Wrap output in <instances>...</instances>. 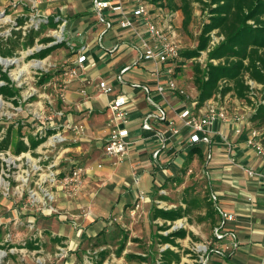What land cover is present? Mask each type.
Wrapping results in <instances>:
<instances>
[{"label": "crops", "instance_id": "0c3cea01", "mask_svg": "<svg viewBox=\"0 0 264 264\" xmlns=\"http://www.w3.org/2000/svg\"><path fill=\"white\" fill-rule=\"evenodd\" d=\"M105 1L117 4L120 0ZM11 3L17 7L18 15H25L23 8L34 4L38 15L46 18L43 22L46 28L60 27L64 22L69 44L64 41L48 55L66 44L70 49L64 47L66 51L73 53L72 62L82 53L88 57V62L83 67L77 65L78 76L68 83L69 88L65 94L57 98L63 115H57V118L52 116L48 131L53 133L62 130V126L67 122L80 123L85 128L75 135L76 138L69 132L67 135L72 137V140L62 144L56 153L51 147L46 146V156H49L48 153L57 157L56 161L61 163L62 167L65 160H71L78 155L86 157L89 150L95 147L96 152L87 163V178L77 193L70 194L63 188L55 186L54 205L57 212L46 211V258L55 262L62 261L61 263L66 261V264L75 263L76 251L84 244L86 238L97 237L101 231H109L108 226L112 224L111 216L117 215L116 219L121 221L126 231H131L130 237L125 240L128 245L143 244L139 237L145 240L148 247L156 246L158 252L156 264L166 263L164 254L168 249L180 257L179 261L174 259L170 264H195L197 255L192 248L198 242L205 243L213 239L214 228L220 221L217 210L219 205L234 212L236 219L227 223L228 234L224 239L214 241L210 264H257L264 253V193L260 181L249 177L241 166L229 160L225 141L219 134L212 136V145L202 142L192 144L190 142L192 129L182 125L180 134L172 136L167 142H162L158 137V132L165 131L170 120L181 123L178 118L180 109L193 107L194 102H197V108H200L202 100L196 83L188 90L178 79L179 68L186 66L183 64L186 61L181 54L176 62L159 64L143 58L144 40L148 36L140 17L134 15L138 0L124 2L125 11L134 23V27L129 28L121 26L120 11L109 8L104 9L101 14L96 10L94 0H12ZM158 3L160 6L148 3L153 17L165 29L169 27L170 35L179 39L180 43V35L177 33L180 12L165 9L161 1ZM108 22L112 23L110 27L107 25ZM40 24L42 25V22ZM215 31L223 35L219 30ZM211 47L210 43L209 48L204 50L207 53L206 57H209V51L215 46ZM201 55L202 51L191 61L197 59V63L202 67V58H199ZM92 62H96L97 65L92 67L90 65ZM171 65L176 67L178 85L189 92L190 100L170 89L163 95L157 92L158 80L155 69L158 67L162 71V80L166 81L168 78L166 71ZM72 66H66L65 69ZM101 81L112 87V91L104 92L99 86ZM144 86L151 89L156 106L148 101ZM231 92L234 91L228 93ZM217 95L223 96L218 93L213 97ZM117 97L126 99V107L130 111L127 127L132 143L128 158L114 164V160L106 156L104 144L111 129L108 123L109 106ZM224 98L225 96L222 100ZM233 101L240 104L236 97ZM159 108L164 110L167 121L158 118ZM148 115H151L149 123L152 128L144 129L143 122ZM216 129L222 130L233 142L234 155L240 165L264 172V160L247 143L249 127H246L242 134L235 131L233 123L217 124ZM209 151L213 153L211 160L207 159ZM186 164L192 166L187 171L189 175L194 172V167L200 168L206 175L208 193L202 196L204 197L202 206L192 200L188 202V207L184 202L178 205L174 200L175 194L169 189L161 188L165 183L177 184L179 170L184 169ZM142 195L145 196L144 199H141ZM213 195H216L217 201L213 200ZM197 205L201 208V221H194L191 215L193 207ZM156 208L183 210L185 216L176 220L158 217L155 215ZM34 210L29 208L21 211L26 213L28 221L36 224L39 214L32 213ZM138 218L145 223L137 224ZM147 221L150 224L154 223L157 229L153 238L147 232ZM181 229L185 233L183 236L170 235ZM168 236L169 239L165 241L164 238ZM40 241L42 240L37 236L32 240L35 247L32 248L33 251L38 250ZM51 246L58 249L64 247L66 255L57 258L58 254L51 253ZM100 247L103 249L105 246ZM151 252L152 250L148 249L134 253L135 257L141 260V264H151L149 261L152 257ZM88 253L93 252L88 250Z\"/></svg>", "mask_w": 264, "mask_h": 264}, {"label": "rangeland", "instance_id": "374dc122", "mask_svg": "<svg viewBox=\"0 0 264 264\" xmlns=\"http://www.w3.org/2000/svg\"><path fill=\"white\" fill-rule=\"evenodd\" d=\"M144 1L155 6L159 5V1L156 0ZM11 2L12 0H0V47L5 52H8L9 50L12 51V53H9L8 56H4L2 54H0V56L4 58L17 59L18 61L13 64L11 63L8 66L0 63V88L6 86L7 81L3 76L8 75L12 80L9 86L15 91L14 95L17 97L14 98H17L18 101H12L7 94L0 90V96L3 95L4 100V104L0 107V126H2V130L0 131V140L3 135L7 133L9 126H13L11 132V146L15 147L20 136L28 142L31 136H46V128L49 129V116L54 115L56 116L55 118H57L56 112L58 109L60 110L61 107L57 104V98H60V96L62 97L67 88H69L64 82V80L69 77L65 73L71 68L77 69V64L76 60H73V62L71 60L73 53L66 51V49L69 48L67 47L69 39L67 38V34L65 32L66 29L64 22L61 23L60 27H53L50 29L46 28V24H43L46 18L38 15L36 6H33L34 4L30 7L23 8L25 15H18L16 10L17 7H14ZM174 2L175 4L181 3L180 0H174ZM166 3L167 1H164L163 3L165 9H173ZM193 7L194 13L192 21L188 27H185L183 24V11L181 9H174L178 10L181 14L178 21L177 33L180 35V45L183 50L196 48L200 32L203 29L204 24L209 21L208 9L205 8L202 2L194 1ZM41 22L42 25L38 28ZM164 23L166 22L164 21ZM48 36L54 38L55 40L51 43H44L40 40ZM32 38H35L34 46H30ZM177 40L179 41V39ZM57 41H65L67 45L65 44L64 47L66 49L64 47L56 49L45 58L32 57L35 56V53H38L41 49L55 44ZM206 54L207 53L205 52V56ZM205 56L201 55L199 58H202L201 62H204L202 63V66L208 67L209 61H206ZM196 60L197 59H195L194 62L191 60L183 62L186 66L179 68L178 70V79L183 82L188 90H191L190 87L195 84L194 66L195 63H197ZM223 60L224 59H221V61ZM38 62H40V64L36 65ZM66 66L72 67L65 69ZM248 79H250V77L247 74L246 83L249 85L247 82ZM73 80L74 78L70 80L69 83ZM258 92L259 91H257V93ZM224 96V101L229 106L231 111H243L242 105H244V102H248L250 104L252 100H258L257 94L254 95V99L251 98L249 101L245 100V98L239 97L238 95L236 96L234 92L223 95L221 98ZM235 97L240 104L233 101ZM73 123L80 124L76 122ZM69 132L74 134L73 137L76 138L75 135L77 134L74 131L69 130L65 133V135L68 136L66 141L59 143L56 147H51L55 153L61 149L62 144L72 140V137L67 135ZM30 151L35 160L40 159L42 156H46V139L38 146V148ZM95 152L96 147L89 150L86 157L78 155L71 158V160H65L62 162V167L61 163L56 161L57 157L51 156L47 153L50 159L49 161L43 162L44 171L42 170L40 171V174L36 173L35 175H32L31 181L27 183L18 180L24 171L32 170V166L30 163H27L26 157L17 161L18 166L9 162V155L5 156L7 160L0 157V243L3 244L8 236L15 235L13 236L14 243L12 245L6 244L4 245L5 248H1L6 250L7 253H5V255L0 254V264H66V261L65 263H61L62 261L58 262L57 260L55 262L53 259L46 258V216L39 214L37 216L35 229H29L31 225L26 218L27 215L24 211V213L21 211V208L24 205L20 201L21 195L15 193L18 190L23 191L24 198H26V194L29 189H37L40 193H42L43 191L37 187L35 181L40 180V178L46 179V165L49 162L54 161L56 163L55 169L58 168L63 172H70L76 166L88 168L87 163L93 158ZM203 153L204 152L202 151V155ZM199 162L200 164L202 163V158H200ZM190 166V164H186L184 169L179 170L180 173L177 184H174V182L165 183L161 188L172 191L175 194L174 200L178 203V205L184 202L188 207V202L192 200L197 202L199 206H202V198H204L202 196H205V194L207 195L208 193V190L206 189V175L204 172H201V169L198 167H194V172L189 175L187 171ZM12 176H14V178ZM86 178L87 176L84 177V182ZM48 185L49 182H45L42 187L46 188ZM51 189L56 191L55 186H52ZM64 191L69 192L66 189H64ZM198 205L193 207L194 209L191 212L194 221H201V208L198 207ZM116 216L117 215L111 216L112 224H109L108 226V228H110L109 231H101L97 237L86 238L87 240L84 241V244H82L80 249L76 251L77 255L74 256L76 261L72 264H141V260L135 257L136 254L134 252L140 250L148 251V249L152 250L150 253L152 256L150 257L152 259L150 258L149 261L151 264H156L158 256L156 246L152 245V247H148L145 240L139 237L138 239L141 240L143 244L128 245L126 243L127 241L125 242V239L127 240L128 237H130L131 231H126V227L122 226V223H120L121 221L117 220L116 218L118 217ZM123 220L127 221L126 219ZM1 222L4 223L2 224ZM136 223L142 225L145 222L138 218L136 219ZM146 224L148 225V234L151 235L152 238L155 237V232L157 230L155 224H150L149 221H147ZM32 233L42 240L40 241L41 245H38L39 247H37L40 250L33 251L30 247L32 242L31 239H27L29 240V244L26 246L22 244L18 245L20 241L19 243H16V241L21 238H30ZM17 234H19V236ZM124 243L125 246L122 249V245ZM101 245L105 247L101 249ZM50 250L52 251V254H58L60 252V250L55 248V246H51ZM88 250H91L93 253H88ZM68 255H70V252ZM60 257L61 255H58L57 258ZM160 259L161 258H159V260Z\"/></svg>", "mask_w": 264, "mask_h": 264}, {"label": "built area", "instance_id": "2783aa9c", "mask_svg": "<svg viewBox=\"0 0 264 264\" xmlns=\"http://www.w3.org/2000/svg\"><path fill=\"white\" fill-rule=\"evenodd\" d=\"M37 1V0H36ZM130 0H120L117 4H112L110 1L105 0H94L96 10L102 14L104 9H113L116 11L121 12V20L120 24L124 28L134 27V23L131 20L130 16L127 14L124 8V2ZM134 15L140 17L141 21L146 27V33L148 38L144 40V52L142 56L145 60H153L157 64L160 62H171L176 60L180 57L181 54V46L179 41L175 38V36H171L168 28L165 27L153 17L152 10L149 7L148 3L144 0H138L137 6L134 9ZM108 27L112 25L111 22L107 23ZM41 27L39 24L38 28ZM224 39L223 35H219L217 31L212 33V47L216 46L221 40ZM60 41H57L58 43ZM211 47V48H212ZM210 50V49H209ZM202 55L205 56V52L202 51ZM1 58H4L0 56ZM206 61H212L214 63H219L221 60L210 59L209 57L205 56ZM15 60L13 59L14 63ZM88 62V57L82 53L79 55L78 59L76 60V64L78 66H84ZM204 63V62H202ZM92 67H95L97 64L96 62L90 63ZM167 80L163 81L162 71L157 67L155 69V75L158 80L157 84V92L160 94H164L167 89L177 92L179 95L184 97L187 100L191 99V95L187 90L180 87L178 85L176 79V67L174 65L169 66L167 68ZM69 76L67 79L64 80L66 86L73 78L78 76V71L76 68H71L66 71L65 73ZM247 82L250 85V97L254 99V95L258 94L257 91L262 88V84H259L253 79H248ZM227 83V80H223L222 84ZM8 84V83H7ZM100 88L109 93L112 91V87H110L106 82L101 81L99 83ZM147 99L153 105L156 106L153 94L151 89L148 86H144ZM252 92V94H251ZM254 92V94H253ZM10 97V96H9ZM16 95L11 96L12 101H18ZM218 97V98H217ZM255 100V99H254ZM253 100V101H254ZM259 102L264 103V98L259 97L258 100H255L254 103L244 102L243 111L235 110L231 111L229 106L226 104L224 100H222L221 95H217L216 97L210 98L204 102H202V107L197 108L198 103L194 102L193 107H183L178 112V118L181 123H177L175 120H170L168 122V126L165 131L158 132V137L162 140V142H167L172 136H176L181 132V126L188 127L192 129V135L190 142L192 144L197 143H204L212 145V136L213 135H220L226 144L228 158L231 162L238 164L241 166L245 172L251 178H257L260 181L262 186V192L264 193V172L257 171L253 168H247L240 165L234 155V144L233 142L228 139L222 130L216 129L217 124H234L235 131L237 133H243L246 127L250 128V134L247 139V143L249 146L255 149L258 156H260L264 160V144L262 142L263 133L259 128L253 126V122L251 121L250 117L252 112L255 110L254 104H258ZM4 104L3 95L0 96V107ZM126 99L124 97H117L114 99L110 106V117H109V125L111 127L110 133L108 134L105 144H104V151L106 156L112 158L114 160V164L119 162H123L128 158L130 155V131L128 129V124L130 121V111L126 107ZM158 118L162 121H167L166 114L164 113L163 109L159 108ZM56 115L62 116L63 112L58 110ZM152 116L156 117L157 115L151 114ZM151 115H148L144 122L143 128L144 129H151V125L149 123V118ZM52 116H49V124L48 127H51L50 121L52 120ZM122 124V125H120ZM62 130L55 131L50 133L48 128H46V146L49 147H56L59 143H62L68 139V136L65 133L69 130L74 131L76 134L80 133L84 130L83 124H75L73 122H67L62 126ZM39 137H43L39 136ZM28 144L29 142L26 141ZM32 150V149H31ZM6 155L10 157V163L17 165V161L21 158L27 159V163L31 164L32 170L31 171H24L19 181H24L25 183L31 181L32 175L36 173L40 174V171H44V164L43 162L49 161V156H42L40 159L35 160L32 156L31 151H24L20 154H15L12 150L0 151V157L5 158ZM213 158L212 151H209L207 155V159L211 160ZM9 160V159H8ZM14 166V165H13ZM18 166V165H17ZM56 163L54 161L49 162L46 165V179H41L35 181L37 187L40 188L42 193L36 190H28L26 194V198H24L23 191H17L15 194L21 195L20 201L24 204L21 209L28 210L29 208H34L35 210L32 213L41 214L46 216V211L50 210L51 213L57 212V208L54 205V201L56 199L54 191L51 189L52 186L61 187L63 189L68 190L70 194L75 193L80 190L83 182L84 177L87 176L88 168L83 166H76L70 172H63L58 168L55 169ZM102 165H99L101 167ZM4 172V171H3ZM32 172V173H31ZM26 175V176H25ZM14 178V176H12ZM16 180V179H14ZM33 180V179H32ZM17 181V180H16ZM45 182H49V185L46 188H43V184ZM10 191V187H9ZM73 191V192H72ZM145 196L142 195L141 199H144ZM213 200L217 201L216 195L212 196ZM250 200L253 199L250 197ZM137 207L139 205L137 204ZM217 210L220 214V221L214 228V237L209 242H198L196 243L192 250L196 253V263L195 264H210L211 262V255L213 253V243L216 240H223L228 231L226 229V225L228 222L234 221L236 219V215L232 211H228L217 206ZM17 220V219H16ZM4 223V222H3ZM2 223V224H3ZM30 227L29 229H35V224L33 221H29ZM17 224V222H16ZM13 235V234H12ZM19 236V234H17ZM15 236V235H13ZM13 236H8L2 245H12L14 243ZM36 235L32 233L30 238H21L20 240L16 241V243H20L24 246L29 244V240L27 239H35ZM11 241V242H10ZM37 244V243H36ZM236 246V244H235ZM40 250V249H38ZM60 252L58 255L64 256L66 255V249L64 247H59ZM7 253L6 250L0 248V254L5 255ZM257 264H264V253Z\"/></svg>", "mask_w": 264, "mask_h": 264}, {"label": "trees", "instance_id": "16d2710c", "mask_svg": "<svg viewBox=\"0 0 264 264\" xmlns=\"http://www.w3.org/2000/svg\"><path fill=\"white\" fill-rule=\"evenodd\" d=\"M167 1L173 9H181L184 13V26L188 27L193 17V2L200 1L208 9L209 21H207L201 30L198 45L193 49H186L181 52L185 61L198 57L201 51L207 50L212 40V32L218 29L224 35V39L209 51V58L224 59L219 63L208 62V67H201L200 63H195V83L200 92L202 102L212 98L218 93L222 95L234 91L239 97L249 101L251 99L249 91L250 85L246 83V75L259 84L262 88L257 94L258 98H264V0H180L176 3L174 0H156ZM56 25V24H54ZM35 38L30 41V46H34ZM54 38L41 39L44 43L53 42ZM64 41L58 42L42 49L35 56L45 58L52 49L62 45ZM11 50L5 52L0 47V54L8 56ZM6 79V86L0 90L8 96H14L15 91L10 88L12 82L8 75L3 76ZM223 80L227 83L222 84ZM251 103H254L252 100ZM255 110L251 114V121L262 133V142L264 144V103L254 104ZM12 127L9 126L7 133L0 140V151L12 150L15 154L24 151L35 150L45 141V137L31 136L29 144L20 136L15 147H12ZM2 126H0V131ZM155 215L163 218L176 220L183 216V210L160 208L155 209ZM183 230H178L170 235L183 236ZM165 241L169 239L164 238ZM126 240V239H125ZM125 243L122 245L124 248ZM31 248H35L31 242ZM0 248H5L0 243ZM164 257L165 264H170L174 259L180 260V257L172 250L168 249Z\"/></svg>", "mask_w": 264, "mask_h": 264}, {"label": "bare ground", "instance_id": "6f19581e", "mask_svg": "<svg viewBox=\"0 0 264 264\" xmlns=\"http://www.w3.org/2000/svg\"><path fill=\"white\" fill-rule=\"evenodd\" d=\"M59 36H60V35H59ZM17 61H18V60H15V62H17ZM41 62H43V61H41ZM0 63H2V64H4V65L8 66V65H10L11 63L13 64L14 61H13V59H10V58H1V57H0ZM38 64H40V62L36 63V65H38Z\"/></svg>", "mask_w": 264, "mask_h": 264}]
</instances>
